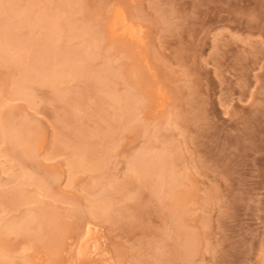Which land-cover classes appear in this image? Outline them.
Wrapping results in <instances>:
<instances>
[{"label": "rangeland", "instance_id": "374dc122", "mask_svg": "<svg viewBox=\"0 0 264 264\" xmlns=\"http://www.w3.org/2000/svg\"><path fill=\"white\" fill-rule=\"evenodd\" d=\"M25 1L28 0H18L20 5ZM37 1L39 6L35 11L46 13L47 10L48 14L69 1L71 24L74 22L75 27H80L84 32L81 31L82 37L87 39L66 38L64 41V38L59 44L68 50L59 46L60 52L82 48L89 55L88 68L76 73L75 80L67 81L66 94H69L61 103L53 102L50 88L42 85H33L29 90L36 107L23 101H9L0 84L2 98L6 99L4 108L13 110L16 120L23 122V127H29L30 137L35 135L34 138H41L45 143L40 153L35 152L36 163L20 160L23 166L19 167L36 180L61 174L57 185H53L54 193L61 194H56L60 197L56 200L38 196L32 185L21 186L27 195L35 196L56 213L57 229L62 232L59 235H72L82 229L85 220H82L84 223L80 220L79 226L68 217V210L71 203L84 199V183H90L91 178L92 181L98 179L95 173L78 174L75 182L68 185L65 146L59 147L63 150L59 149L58 156L48 159L50 143L59 139L57 125L60 123L56 119L70 109L73 95L78 97L84 93V99L80 96L81 113L76 123L70 124L73 129L70 127L65 133L68 138L59 135L65 138L59 139V146L72 144L82 136L86 138L85 133L97 127L99 132L105 131L111 113L106 104L110 96L106 94L133 92L128 87L131 82L139 91L151 94L148 96L153 100L149 107L145 104L134 112L140 131L116 130L102 139L89 140L96 142L98 152L113 146L110 155L113 159L104 177L116 181L115 184L123 181L128 158L141 149L147 152L146 144L153 146L152 154L160 147L171 153L175 171L187 177L183 181L186 185L181 188L189 192L183 205L182 225L195 237V249L190 261L183 262L177 255L174 257L173 242L167 240L159 261L152 256L149 247L161 244V235L171 227V211L151 197L147 188H141L136 195L137 182L132 180L134 186H125L119 193L112 190L116 206L121 199V206L129 207L122 216L115 214L117 221H90L103 238L107 258L114 264H264V0ZM116 5H122L142 26L145 40L141 48L132 49L120 41L111 44L102 35V28L98 26ZM22 24L23 21H19L14 29L20 38L37 33ZM94 36L105 41L95 47ZM104 62L110 65L105 74L106 94L98 93L95 84L87 87L88 82H83L88 72L94 74L103 70ZM48 64L56 63L49 61ZM8 75L5 68L0 67V83L4 85ZM157 89L163 92L161 96L156 95ZM160 101L164 102L163 109L157 107ZM4 151L5 146L0 145V218L15 220L26 211L35 212L36 208L22 201L14 208L8 203L14 185L7 173L1 172ZM150 151L147 155H152ZM17 163L20 162L14 164ZM132 207L137 211L133 213ZM28 246L23 235L0 234V255L8 256L7 264H53L52 257L48 255L49 261V257L44 256L46 252L39 248L36 252L41 259L35 261L36 252H27ZM63 254L58 256L63 260L61 264L66 261Z\"/></svg>", "mask_w": 264, "mask_h": 264}, {"label": "bare ground", "instance_id": "6f19581e", "mask_svg": "<svg viewBox=\"0 0 264 264\" xmlns=\"http://www.w3.org/2000/svg\"><path fill=\"white\" fill-rule=\"evenodd\" d=\"M68 2L66 1L62 7L58 6L59 8L55 10L53 9L54 11L49 12V14L46 10V14L41 10L35 11L39 6L37 0L25 1L23 5H20L21 2H18V0H0V67L5 68L9 74V78L7 77L8 80L6 79L5 83L3 81L4 85L2 83L0 84L4 87H2L5 92L3 95H6L9 101H23L27 105L33 107L36 104H34V98L29 90L33 85H42V87L46 86L50 88L53 102L58 101L61 103L63 97L66 98V95L69 94L68 92L66 94L67 81L76 78V73L79 74L78 72L82 69L85 70L88 68L86 61L89 58V55L87 56V53L83 51L82 48H72L73 50L70 49V51L66 52L68 49L63 48V45L61 47L59 44L64 38V41L69 38L87 39L82 37L84 34H82L83 31L80 30V27H75L73 25L74 22L71 24L70 19L72 16V9L70 7L71 4ZM18 17H21V20H19ZM16 19L21 23L23 21V24H25L31 31L36 30L37 33L35 32V35L30 34L31 36H28V38L25 37L26 39L20 38L14 30L16 24L19 23ZM102 22V25H99L98 27L101 26L102 29H100L103 31L102 35H105L106 41L108 40L110 43H113V41H120L123 45L132 47V49L141 48L144 45L145 38L142 26L139 22L137 23L135 21V18L131 16V13H127L122 5L112 6ZM100 29L99 33L101 34ZM95 35L97 36V33H95ZM103 39L99 36L98 38L95 37L92 44L94 43L93 45L95 47H99L100 44L105 41V39ZM68 43L69 41H67L66 44ZM88 43L90 45V42ZM59 46L63 50L66 49V53L62 51L61 53ZM66 46L67 45H65V47ZM49 61H54L56 64L54 66H49V64L46 65ZM144 64H147V62ZM109 69L110 65L108 63L105 64L104 62L103 70L100 72L95 70L97 73L94 74L88 72L87 75H85L87 77L83 82H88L87 87L89 84H95V89H97L98 93H105V80L107 81V76L105 74ZM80 77L81 76L79 75V78ZM128 87H130L133 92H127L124 95L111 94L110 92L109 95H107L105 93L106 96H110V98L105 99L109 100L106 104L111 108L109 121L107 122L108 129L105 131L100 130L101 132H99L97 127L94 131H92V129V132L90 131L91 133H85V135H87L86 138H83L82 136V138L77 140L74 139L75 142H72V144L63 145L62 142L60 143L62 145L59 146V139L63 141L62 138H64L62 136H60V138L59 135L62 134L66 136L65 133L67 130H71V128L73 129V126H70V124H75V121L81 113L80 108L81 104H83L82 97L85 96L84 93L83 96L78 95V97L73 95L70 109L66 110L63 113V116L61 115L56 119V121L60 123V126L56 123L60 134H57V138L59 139L55 138L50 143L49 153L47 154L48 159H52L56 157V155L58 156L60 154L58 152L59 149L60 151L63 150L59 147L65 146L64 152L67 156L65 167L68 185H72L75 182L78 174L95 173L96 176H94L98 179L92 181L93 178H91L90 183L89 181L88 183H84L85 186H83V191L85 192V196H83V200L80 198L82 203L80 202V204L77 201L78 204H75V201L74 204L71 203V208L68 210V217L74 222L77 221L79 226V221L81 220L82 222V220H85V224H83L84 226L81 227L82 229L78 233H73L72 231L71 233L73 234L69 235L68 233L70 232H68V235H65L64 237L61 236L62 232H59L60 230L57 229L59 228L57 227L59 225L56 223V213L53 212V210L51 211L46 208L47 205L44 206L39 200H36V198H34L35 196L27 195V192H24L22 189L24 185H32L36 188L38 196L56 200L60 198L58 196L61 194L59 193V195L56 193L58 194L57 196L54 193L53 185L59 181L58 179H60L61 174L59 177L36 180L33 179L31 177L32 175L27 173L24 168L19 167L21 165L23 166V163L21 164V161L23 160L36 163L35 156L37 153L35 152L40 153V151L44 149L43 147L45 143H43L44 140L41 138V140L39 138H34V134V137H30L29 135L32 133L29 134V127L25 128V125L23 127L21 125L23 122L21 123L19 120H16L17 117L15 118L13 110L4 108L6 99L4 97L2 98V91L0 92V145L5 146V151L1 156V172L7 173V176L12 180L14 185L13 190L9 192L10 197L8 203L14 208L20 201H22L32 204L36 208V211L34 210L35 212L26 211L24 214L21 213L22 215L15 220L0 218V234L5 236H25L29 243L28 249H26L27 252L33 250L36 252L37 248H39V250L46 252V254L42 252L44 253V256L47 257L50 255L52 257L54 260L53 264H57L59 261L58 264H61V261L63 260L58 259V256L61 255V253H64L63 255L66 256V261L65 263L63 262L64 264H98V262H101L102 264H114L111 258H107L108 252L103 245V238L90 221L91 219H101L112 222L117 221L114 219L115 214H117V217L122 216L124 210H127L129 207L121 206V199L118 204L119 206H116L114 203L115 201H113L111 196L112 190L119 193L125 186H134L132 185V180H136L137 186L134 188L136 195L141 188H147L149 189L151 197L155 198L159 203L164 205V207L166 206L167 208H170L171 211L169 217V224L171 227L168 232L165 231L161 235V244L149 247L152 250L150 251L153 252L152 256L159 261L158 257L160 256V253H162V248L165 247L163 243H167V240H171L173 242L174 257L177 255V259L182 260L183 262L190 261L189 259L195 249V237L189 231L185 230L182 225L184 222L182 221V214L185 213L183 212V205L189 192L184 189L186 191L185 193L181 188L186 185H183V181L187 177L186 174L181 175L175 171L171 153L168 152L166 148L160 147L158 151H153L154 153L152 154L150 150L153 146L150 145L148 147L146 144L147 148L144 147L147 152L145 153L144 150L141 149V152H137L135 155L133 154V156L131 155L126 163L123 181L121 183L119 182V184H115L116 181H114V183L111 181L112 179L108 178L110 180H107V177H104L105 170L108 169L107 165L111 159H113V155L112 157L110 156L113 151V146L111 145L112 147H110L109 145L107 150L103 152H101V150L98 152L95 149L97 145L96 142H91L89 140L92 139L94 141V139H102L107 133L116 130H120V132L124 130H128V132L135 131L137 133L140 131L138 124H135L137 116L134 112L140 110L145 104L149 107L148 105L153 100L148 96L151 94H145L141 90L139 91V87L131 85V82ZM2 88L0 89L2 90ZM157 90L158 92L156 95L161 96V93L163 92L161 91L160 93V90ZM3 99H5V102L2 101ZM162 102L160 101L157 106L158 108L163 107L164 102ZM20 120L22 121V119ZM59 131H57V133ZM69 132L70 131L67 133L68 135L71 134ZM148 151H150L152 155H147ZM15 162L20 163L15 165ZM11 163L13 164L11 165ZM134 209L133 213L137 211V209ZM77 223L76 226L78 225ZM72 227L70 226V229ZM78 228H76V230ZM73 230L75 231L74 228ZM38 254L39 253L36 252L35 261L41 259V256ZM61 259H63V257H61ZM48 260L50 261V257ZM7 263L8 256L0 255V264Z\"/></svg>", "mask_w": 264, "mask_h": 264}]
</instances>
